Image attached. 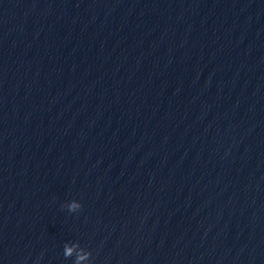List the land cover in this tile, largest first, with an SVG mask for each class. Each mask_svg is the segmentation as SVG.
Masks as SVG:
<instances>
[{"label": "water", "instance_id": "1", "mask_svg": "<svg viewBox=\"0 0 264 264\" xmlns=\"http://www.w3.org/2000/svg\"><path fill=\"white\" fill-rule=\"evenodd\" d=\"M80 250L264 264V0H0V264Z\"/></svg>", "mask_w": 264, "mask_h": 264}, {"label": "clouds", "instance_id": "2", "mask_svg": "<svg viewBox=\"0 0 264 264\" xmlns=\"http://www.w3.org/2000/svg\"><path fill=\"white\" fill-rule=\"evenodd\" d=\"M66 206L69 212H77L80 209L81 204L78 200H71L67 203ZM72 247H78V246L69 245L67 242L65 243V254L66 255L68 254L69 248H72ZM80 251H81V255L79 259L76 261V264H81V261L85 260L87 256H89V253H84L83 250H80Z\"/></svg>", "mask_w": 264, "mask_h": 264}]
</instances>
